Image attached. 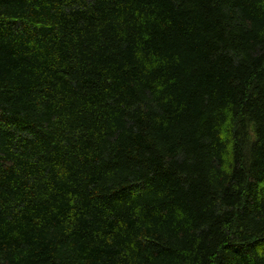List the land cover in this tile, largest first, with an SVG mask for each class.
Masks as SVG:
<instances>
[{"label": "trees", "instance_id": "obj_1", "mask_svg": "<svg viewBox=\"0 0 264 264\" xmlns=\"http://www.w3.org/2000/svg\"><path fill=\"white\" fill-rule=\"evenodd\" d=\"M0 264H264V0H0Z\"/></svg>", "mask_w": 264, "mask_h": 264}]
</instances>
